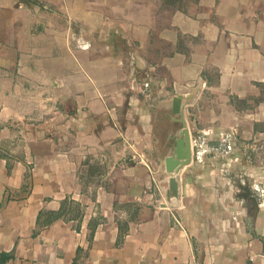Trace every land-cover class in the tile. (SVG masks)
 Here are the masks:
<instances>
[{"label": "crops", "instance_id": "obj_1", "mask_svg": "<svg viewBox=\"0 0 264 264\" xmlns=\"http://www.w3.org/2000/svg\"><path fill=\"white\" fill-rule=\"evenodd\" d=\"M263 138L264 0H0V264H264Z\"/></svg>", "mask_w": 264, "mask_h": 264}, {"label": "water", "instance_id": "obj_2", "mask_svg": "<svg viewBox=\"0 0 264 264\" xmlns=\"http://www.w3.org/2000/svg\"><path fill=\"white\" fill-rule=\"evenodd\" d=\"M182 98V96H176L172 103V113L180 116L176 121L182 125V130L180 131V137L176 140L172 155L165 160L166 171L170 176L169 188L166 193L168 203H172L173 200L179 198L180 185L177 176L182 168L192 163L193 159L192 137L184 115ZM253 200L257 202L255 197H253Z\"/></svg>", "mask_w": 264, "mask_h": 264}, {"label": "rangeland", "instance_id": "obj_3", "mask_svg": "<svg viewBox=\"0 0 264 264\" xmlns=\"http://www.w3.org/2000/svg\"><path fill=\"white\" fill-rule=\"evenodd\" d=\"M194 2H196V0H168V9L184 10L191 4H194ZM179 126L180 124L178 127ZM247 142L251 147L248 154L251 155L253 165L261 166L264 169V138L260 141L252 139ZM142 155V158L147 162L146 156H144V154Z\"/></svg>", "mask_w": 264, "mask_h": 264}, {"label": "built area", "instance_id": "obj_4", "mask_svg": "<svg viewBox=\"0 0 264 264\" xmlns=\"http://www.w3.org/2000/svg\"><path fill=\"white\" fill-rule=\"evenodd\" d=\"M132 151L135 154V155H133V158L136 157V156H138L140 158V155L137 154V152L134 149H132ZM261 200L264 202V192L261 193Z\"/></svg>", "mask_w": 264, "mask_h": 264}, {"label": "trees", "instance_id": "obj_5", "mask_svg": "<svg viewBox=\"0 0 264 264\" xmlns=\"http://www.w3.org/2000/svg\"><path fill=\"white\" fill-rule=\"evenodd\" d=\"M198 0H196V2H197ZM195 3V2H194ZM166 4L168 5V0H166ZM94 232V231H93ZM92 235H93V233H92Z\"/></svg>", "mask_w": 264, "mask_h": 264}, {"label": "flooded vegetation", "instance_id": "obj_6", "mask_svg": "<svg viewBox=\"0 0 264 264\" xmlns=\"http://www.w3.org/2000/svg\"><path fill=\"white\" fill-rule=\"evenodd\" d=\"M250 195V194H249Z\"/></svg>", "mask_w": 264, "mask_h": 264}]
</instances>
